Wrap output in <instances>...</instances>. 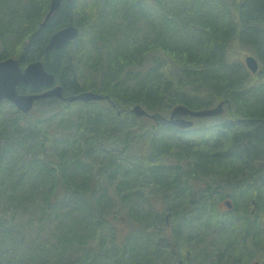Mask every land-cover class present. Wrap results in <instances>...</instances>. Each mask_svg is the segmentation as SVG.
<instances>
[{
    "label": "trees",
    "instance_id": "16d2710c",
    "mask_svg": "<svg viewBox=\"0 0 264 264\" xmlns=\"http://www.w3.org/2000/svg\"><path fill=\"white\" fill-rule=\"evenodd\" d=\"M50 1L0 0V60L41 59L64 96L107 97L42 99L52 107L32 117L0 102V264L264 263V160L247 132L264 130V81L233 60L245 44L264 65V0L63 1L43 25ZM71 24L78 38L48 50ZM216 101L231 120L185 130L132 112ZM121 142L141 158H121ZM194 184L202 199L228 190L233 209L194 208Z\"/></svg>",
    "mask_w": 264,
    "mask_h": 264
},
{
    "label": "water",
    "instance_id": "95a60500",
    "mask_svg": "<svg viewBox=\"0 0 264 264\" xmlns=\"http://www.w3.org/2000/svg\"><path fill=\"white\" fill-rule=\"evenodd\" d=\"M63 1L73 0H51L50 8L46 14L43 25L47 23L53 14L59 9ZM79 29L76 25L71 24L57 30L50 38L47 49H58L70 41L78 38ZM247 67L251 72L255 73L260 68L259 60L249 55L246 58ZM56 74L50 71L46 62L41 59L30 62L25 68H22L19 59L9 57L0 61V101L8 99L13 102L19 110L28 113L33 108L35 101L41 98L56 97L65 101H95L103 100L105 95L92 90H85L74 95L64 96V88L62 84H57ZM23 83L35 89L48 88L44 92L39 93H19L18 85ZM225 101L219 102L216 106L194 110L184 104H177L171 110L169 116L159 112H148L141 104H135L132 112L139 118H150L157 125L171 124L178 128L186 129L194 125V119L191 117H211L218 116L224 112ZM115 106V105H114ZM121 112L118 111V114ZM264 122V120H263ZM226 203L231 207V201ZM254 264H261L256 261Z\"/></svg>",
    "mask_w": 264,
    "mask_h": 264
},
{
    "label": "rangeland",
    "instance_id": "374dc122",
    "mask_svg": "<svg viewBox=\"0 0 264 264\" xmlns=\"http://www.w3.org/2000/svg\"><path fill=\"white\" fill-rule=\"evenodd\" d=\"M77 26V25H76ZM78 27V26H77ZM78 29H79V34H80V27H78ZM249 55H253V56H255L258 60H259V62H260V69H259V71L261 72V69H263V67H264V65L262 64V62H261V60L258 58V55L256 54V52H255V50H254V48L253 47H251V46H248V45H245V44H236L235 45V48H234V50H233V60H234V62L236 63V64H238V65H241V68L244 70V74L247 76V78H251L252 80H253V78H255L256 79V82H260V81H264V72H262L261 74L259 73V71L258 72H255V73H253V72H251V70L247 67V64H246V58L249 56ZM253 76V77H252ZM218 102L219 101H216V102H214L213 103V105H211V107H213V106H216L217 104H218ZM51 105V103L50 104H47V102H42V103H37L35 106H34V108L32 109V111L30 112V116L32 117V116H34V115H37L38 113H40L42 110H44V109H46V108H50V107H52V106H50ZM83 105H85V104H83ZM5 107H3V108H5V113H8V115H7V117L8 116H13L14 114L13 113H11V111H10V106L9 105H4ZM227 108H229L228 109V111L229 110H231L232 109V107H231V105L229 104V103H226L225 105H224V112L222 113V114H220V115H218V116H214V118H208V117H205V118H196V120H195V125L193 126V128H196V127H199L201 124H211V123H214V122H228L229 120H231L230 119V115H229V113L227 112ZM173 109V108H172ZM171 109V110H172ZM171 110H170V112L168 113V114H166V115H170V113H171ZM124 118V119H123ZM129 117H126V116H124V117H122V119L121 120H125V119H128ZM148 118V117H147ZM139 120H140V118L138 117L137 118V122L139 123ZM127 121H130V120H127ZM148 123H153L154 125H157L152 119H150V118H148ZM244 129L242 128V127H235L234 129H233V131L236 133V134H239L240 132H242ZM250 131H252V134L250 133ZM247 132L249 133V134H251L250 136L252 137H254V139H252V143H250L249 145L251 146V147H253L254 149H256L257 150V152H258V156H260L261 157V159L262 160H264V150H263V148H262V146L261 145H263V147H264V130L262 129V128H254V126H253V129H251V130H247ZM262 134V135H261ZM242 140H243V142H242V144H244V143H246V142H249V140L248 141H244V138H241ZM262 139V141H261V143H260V140ZM260 144H259V143ZM222 143H223V141H222ZM134 146H135V149L133 148V150H132V152H130V150L129 149H127V148H124L123 149V147H124V144L121 142V143H119L118 145L117 144H115V145H113V147L114 148H116V149H118L119 151H120V157L121 158H124L125 159V157H127V159H129V160H132L133 161V159H135L136 161H138V159H140L141 157L139 156L140 155V153H141V148H138V144L137 143H135L134 144ZM246 146V145H245ZM244 146V147H245ZM130 147V146H129ZM140 147V146H139ZM140 149V150H139ZM262 150V151H261ZM137 151V152H136ZM135 153V155H136V157H135V155H133V154ZM99 153H96L95 155H97V156H100V157H98L99 159H98V161L102 158L101 157V155H98ZM139 157V158H138ZM258 178H259V183L261 184V185H264V172H261L260 171V174L258 175ZM211 182H212V185L213 186H216L217 185V183L216 182H214V181H212L211 180ZM202 186H204L205 185V183H204V181H201V183H200ZM196 184H194L193 186H195ZM202 186H195V187H198V188H195L194 187V192H195V196L193 197V201H192V206L194 207V208H196L197 206H199V205H202V203L203 202H205L207 199H210V197H211V200H213L214 198L216 199V200H218V205H219V208L221 209V210H232L233 209V200H232V197H230L229 196V191L228 190H226V189H224V188H219V189H217L216 191H212V193H210V196H206V198H204V199H202L203 198V195L205 194V189L204 188H202ZM257 193H258V191H257ZM228 195V196H227ZM202 199V200H201ZM228 199H230L231 200V205H232V207H229L228 206V204H226L225 203V201L226 200H228ZM159 201H162V200H159ZM157 206L158 207H163L164 206V203L163 202H158V204H157ZM244 206L243 205H240L239 206V208H243ZM252 207H254V208H258V205L257 204H255V205H252ZM164 208V207H163ZM263 211H264V207H263ZM8 212H10V211H8ZM158 225H160V222L158 223V222H156ZM164 223H165V225L163 226V227H165V228H170L171 227V224H170V218L168 217V218H165L164 219ZM125 230V229H124ZM127 230V229H126ZM126 230H125V232H126ZM260 262V261H259ZM261 264H264L262 261L260 262ZM171 264V263H170ZM173 264H180V263H173Z\"/></svg>",
    "mask_w": 264,
    "mask_h": 264
},
{
    "label": "flooded vegetation",
    "instance_id": "af4514ba",
    "mask_svg": "<svg viewBox=\"0 0 264 264\" xmlns=\"http://www.w3.org/2000/svg\"><path fill=\"white\" fill-rule=\"evenodd\" d=\"M262 122H263V120H262ZM158 126V125H157ZM159 126H162V125H159ZM225 203H226V201H225ZM223 211H228V210H223ZM168 217V216H167ZM180 263V262H179Z\"/></svg>",
    "mask_w": 264,
    "mask_h": 264
}]
</instances>
